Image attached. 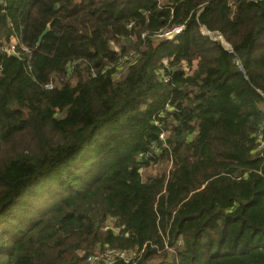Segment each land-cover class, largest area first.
I'll use <instances>...</instances> for the list:
<instances>
[{
	"label": "trees",
	"instance_id": "trees-1",
	"mask_svg": "<svg viewBox=\"0 0 264 264\" xmlns=\"http://www.w3.org/2000/svg\"><path fill=\"white\" fill-rule=\"evenodd\" d=\"M14 37L0 264H264V0H1Z\"/></svg>",
	"mask_w": 264,
	"mask_h": 264
},
{
	"label": "built area",
	"instance_id": "built-area-1",
	"mask_svg": "<svg viewBox=\"0 0 264 264\" xmlns=\"http://www.w3.org/2000/svg\"><path fill=\"white\" fill-rule=\"evenodd\" d=\"M182 28H183L182 25L174 26L168 30L161 32L158 36L171 39L176 34L180 33ZM202 32L204 34L209 35L213 39L220 40V42L223 44L225 48L230 49V45L223 39V37L220 34H217L218 32H210L204 28H202ZM18 43H19L18 39L14 37L11 41L4 43L0 47V49L1 51H3L8 55L19 56V51L17 50ZM257 137L261 141L260 146L264 145V142L261 140V134H258ZM117 259H121L124 263L135 264L136 262L134 260V256L132 252L127 253L125 251L107 248L102 252H97L96 254L87 256L86 264H114Z\"/></svg>",
	"mask_w": 264,
	"mask_h": 264
},
{
	"label": "rangeland",
	"instance_id": "rangeland-1",
	"mask_svg": "<svg viewBox=\"0 0 264 264\" xmlns=\"http://www.w3.org/2000/svg\"><path fill=\"white\" fill-rule=\"evenodd\" d=\"M170 168L169 164L166 163L164 165H152V166H149L146 171L148 172V174H151V175H155L157 173H161L162 171H167L168 169ZM143 176L145 177V174H143Z\"/></svg>",
	"mask_w": 264,
	"mask_h": 264
},
{
	"label": "water",
	"instance_id": "water-1",
	"mask_svg": "<svg viewBox=\"0 0 264 264\" xmlns=\"http://www.w3.org/2000/svg\"><path fill=\"white\" fill-rule=\"evenodd\" d=\"M54 7H56V5H54ZM48 31V27L45 28V30L43 31V33L40 35L39 37V42L41 41L42 39V36Z\"/></svg>",
	"mask_w": 264,
	"mask_h": 264
}]
</instances>
